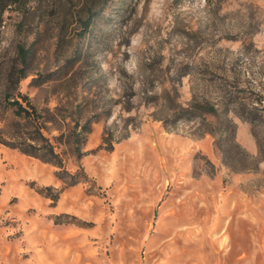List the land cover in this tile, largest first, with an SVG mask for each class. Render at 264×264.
<instances>
[{
	"label": "rangeland",
	"instance_id": "rangeland-1",
	"mask_svg": "<svg viewBox=\"0 0 264 264\" xmlns=\"http://www.w3.org/2000/svg\"><path fill=\"white\" fill-rule=\"evenodd\" d=\"M82 4L0 26V100L24 69L67 171L0 140V264H264V111L235 110L264 109V0H104L86 33Z\"/></svg>",
	"mask_w": 264,
	"mask_h": 264
},
{
	"label": "trees",
	"instance_id": "trees-1",
	"mask_svg": "<svg viewBox=\"0 0 264 264\" xmlns=\"http://www.w3.org/2000/svg\"><path fill=\"white\" fill-rule=\"evenodd\" d=\"M42 0H0V26L4 23V14L9 9H14L21 14L22 18L37 12L41 8ZM82 1L81 11H80V26L84 33H86L91 27L94 19L98 16L104 0H79ZM74 2V0H72ZM40 3V4H37ZM20 23V22H19ZM18 55L22 60H26L29 54V50L24 45H18L17 47ZM26 76L24 69L12 70L9 73V82L12 91L7 90L4 92L2 99L0 100L3 104V111L6 112L11 110L12 113L28 122L35 125L36 130L42 136L45 142L42 143H26L21 141H12L6 139L0 132V140L3 144L10 146L12 148L19 149L23 153L35 156L44 161L54 163L58 165L61 169L58 171V176L60 178H66V169L63 167V160L60 153L56 151L55 145L50 142L42 134V126L39 123L38 115L35 107L29 101V99L18 91L20 81ZM17 90V91H16ZM25 102V103H24ZM1 110V109H0ZM181 114H195V115H205L206 113L217 114L218 108L215 103L203 104L197 100H193L188 107L183 109ZM236 112L243 118L255 122V120L260 118V114L264 109H259L257 107H246L243 104H239L236 107ZM26 140L31 139L32 141H38L39 137H25ZM261 148V142H260ZM80 150V148H79ZM71 184L76 183V179L70 182Z\"/></svg>",
	"mask_w": 264,
	"mask_h": 264
}]
</instances>
